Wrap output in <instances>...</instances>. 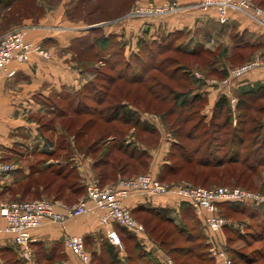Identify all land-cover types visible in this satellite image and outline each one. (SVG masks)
Returning <instances> with one entry per match:
<instances>
[{
    "label": "rangeland",
    "instance_id": "1",
    "mask_svg": "<svg viewBox=\"0 0 264 264\" xmlns=\"http://www.w3.org/2000/svg\"><path fill=\"white\" fill-rule=\"evenodd\" d=\"M228 0H190L188 2L183 0H3V2H0V36L4 35L10 30H13L15 28L24 26L25 23L32 22L37 26L36 23H55V24H65L70 25L73 27H76L79 31V34H86L90 33L89 36H85L87 40H93L94 38H104V31L106 29L112 28L116 25L123 24L126 21H133V20H143V19H154L157 20L156 22H166L168 19H174L176 17H181L185 15H195L196 19H201L203 17H206L210 11H214L218 13V20L220 22L219 18V9L217 7L218 5H222L224 3H227ZM207 2H212L216 4L207 5ZM251 4H253L255 7L260 8L264 11V7L257 4L256 0H251ZM167 6L175 7L176 10H171L166 15H157L152 13H161L164 8ZM146 10L148 12H151L149 14L143 15H136V11L139 10ZM144 14V13H143ZM153 15V16H147V15ZM234 14H242L240 11H236L233 9L228 10V15H234ZM167 19V20H165ZM168 22H166L167 25ZM221 25H227L222 24ZM28 27V26H27ZM109 27V28H107ZM94 29H98L95 32H92ZM169 29V28H168ZM171 30V29H169ZM180 32L179 34H177ZM166 34V35H165ZM159 33V35H156V37L152 36L148 38L150 42H155L156 45L159 47H167L171 46L173 48H178L182 51H198L202 48V46L206 49H212L217 51L218 59L216 66L224 67L228 66L229 69V75L230 71L235 68H240L246 64L253 63L257 60H264V48H259L258 50L248 49L245 57L241 60L237 55L239 52L236 50H233L234 46L237 43H243L245 41L249 40V36L245 33L242 34L237 31V29L234 27H229L227 30V34L229 36L228 40L221 38L218 42L220 44H217V42H204L202 39V36L200 32L193 33L188 30H178V31H172L165 33ZM111 36H115L118 41L123 43L126 48L131 44H134V48H131V53H134L137 51V42L141 38V35L138 39H128L125 36H120L118 34H113ZM233 37V39H232ZM142 39V38H141ZM81 38H76L71 44V49L74 53L73 55V64L76 67H92L94 69V60L93 55H95L94 51L92 50H85L79 43ZM137 41V42H136ZM259 43H264V37L259 38ZM261 41V42H260ZM252 44L251 41H248ZM207 43V44H206ZM128 52L130 49L127 50ZM236 51V52H235ZM240 51V50H239ZM76 54V55H75ZM130 55V54H129ZM164 57H181L182 64L188 65L192 67V75L191 79L193 80L194 85L204 86L206 82L211 83V81H217L215 78H206L205 75V68L204 65H206V61L208 59H211L212 55L210 56H202V57H191V56H181L180 53L176 52H169ZM83 59L86 60V62H89L85 64L83 62ZM92 63V64H91ZM232 63V64H231ZM101 66V64H99ZM215 66V67H216ZM98 67V66H96ZM172 69V68H171ZM113 71V70H112ZM111 72V71H110ZM116 72V71H115ZM113 71L112 73L115 74ZM252 72V71H251ZM250 73V72H249ZM86 75L90 76V73H85ZM156 75L157 79L161 81L162 83H169L172 86L176 87V90L178 93L182 90V87H177V82L170 81L168 77H166L161 72H151L150 75ZM197 74H202L203 78H199ZM248 74V73H247ZM245 74V75H247ZM245 75L243 77H245ZM240 77L239 79L243 78ZM237 79V80H239ZM219 81V80H218ZM236 81V80H235ZM205 82V83H204ZM202 83V84H201ZM212 84V83H211ZM221 85V84H220ZM219 84L215 85L217 87L220 86ZM222 86V85H221ZM113 91L117 92L121 95L115 96L116 99L124 98V96L127 95L128 92H131V95L129 98V103H131L129 106L131 110L137 115V117H140L145 119V123L149 122V124L154 123L155 124V134H148L145 132H140L139 129H136L133 126H127L124 125V127L120 126L121 123L117 122H110V124L107 126L108 128V135L111 134L113 138H116L119 140V137L130 138L132 141H138L143 142L142 144L144 147H148L149 152L158 151L160 152L161 162L159 171L157 174H153V171L151 169H148L144 171L143 169L138 173H132L133 178H137L141 175H152L153 177H160V172L163 171L164 174H166L163 184L168 185L170 187H175L178 184V182L182 183L183 181H190L192 178H190L192 175L191 173H186L184 175L179 176H170L167 174V170L163 167V164L168 161L173 163H176V155H178V152H176L175 147L172 145L174 143V137H173V131L168 130V127L166 126H173L174 120L176 119L177 115H171L167 114L168 111L171 109V105L173 103L171 102V99H167L168 101H164L165 103H158V101H154V95L153 94H146L144 93V90H147L146 86H143V89L140 85L135 84H128L124 81H118V83H114ZM122 88V91L117 89ZM223 88V86H222ZM228 88L224 86L223 90H227ZM182 95V94H181ZM231 96V95H230ZM113 97L108 100V105L114 104L116 102V99H112ZM134 98L137 99V102H134ZM112 99V100H111ZM119 101V99H118ZM207 104H205L202 107L199 105V109L201 113H205L207 111L212 110L213 107L210 108V104L208 103V100L206 99ZM70 102H67L66 100H62L56 103L59 106L66 109L64 115L59 114L58 112L54 114H44V115H38L34 119V122L36 125H38L36 130V140L34 142L37 143H49L55 147H60V151L48 158H41L37 157L32 162L39 163L36 168L40 173L34 177V180L30 181L29 183L22 184L18 189L11 190L8 194L5 195L7 197V200L10 201H0V202H17L12 200H22L19 202H34V201H40V200H47L55 205L58 206L60 209L67 210L68 209H76L78 208L80 202L85 198L86 196V188L84 190H75L76 187L73 185V181L76 182V173H78V168L76 167L74 170L75 172H72L71 167L73 164H69V166H64L63 164L67 163L65 159L66 155L70 156V160L74 157L76 158L78 155L82 156V163L83 161H89L91 166H93L94 160L97 157H100L104 152L105 148L101 147L99 151L88 153V145H94L98 141L99 132L102 127H105L101 121H99V124L87 129V134L84 136L83 141H80V147L82 146V150H77L71 152H64L62 149L64 145H73L75 143V134L78 130L82 128V125L85 123L86 120L90 119V115L80 114L76 115L73 114L68 108V104ZM123 103H126L125 100ZM128 104V103H126ZM133 104V105H132ZM258 105L264 106V102L260 103ZM106 108V105H103V109ZM234 108L232 103V109ZM198 109V110H199ZM256 109L258 107L256 106ZM256 110L253 109L250 112V115H256ZM180 111L176 110L173 113H179ZM200 113V112H199ZM199 115H202V114ZM33 119H30L29 121H32ZM143 121V120H142ZM169 121L171 123H169ZM167 124V125H166ZM120 126V127H119ZM238 127H242L241 125H237ZM121 129V130H120ZM160 129V130H158ZM175 129V128H174ZM31 132V131H30ZM105 134V133H103ZM121 135V136H119ZM88 136V137H87ZM28 137H24L23 139H27ZM22 143H27L30 141H21ZM186 144V143H185ZM114 155H118L119 157H125L123 154L119 153L118 151H114ZM176 153V154H175ZM76 155V156H75ZM152 156V153H151ZM31 161V160H30ZM117 162V160L115 159ZM8 162V161H6ZM64 162V163H63ZM63 163V164H62ZM76 163V162H75ZM112 163V161H111ZM152 163V159H151ZM89 165V164H88ZM48 167V168H47ZM43 169V171H42ZM45 169H48L45 171ZM88 172L83 178H80V181L84 184L85 187L93 181H95L98 185L99 181L96 178L94 167L92 168L93 172H90L89 168H86ZM61 172L62 174L58 175V173ZM125 173V172H124ZM42 174V175H41ZM136 176V177H134ZM127 175V172L125 175L122 173H118L117 181L116 183H113V181L106 183V185L101 186L102 188H108L113 187L118 183L119 178L127 179L131 178ZM132 178V179H133ZM225 182H229L227 184H218L219 188L227 187L229 189H235L240 188L246 190L249 189L251 192L255 193H263L264 191V166L259 167L254 172H247V174L241 175L238 171L236 173H233L231 171L227 172L225 176L223 177ZM203 178L201 177L200 180ZM238 182L235 184V182ZM198 186L201 187H207L212 185H206L202 184V181H198ZM179 183V184H180ZM204 185V186H203ZM206 185V186H205ZM216 186V185H215ZM74 187V188H73ZM247 190V191H249ZM20 194V198L16 197ZM264 194V193H263ZM26 196L25 198H22ZM166 196V195H161ZM175 198L181 200L178 196ZM1 198L0 200H2ZM227 210V211H226ZM224 210V214L227 216L229 214V210ZM232 216L236 219L238 225H240V237L242 239H237V237L230 232L229 230H220L219 232L213 234L208 232L207 230L200 227L197 221L195 219L191 218V220L187 223V233L192 235L194 239V247L200 246L207 247V253L209 257L212 259L211 262H204L203 264H212L213 260H217L216 251L212 250H218V249H224L232 251V255L234 258V264H264V232H254L253 228H250V224H253V227L257 225L258 222L256 219L257 217H254L252 219H245L239 214H235V212H230ZM256 213H259L256 211ZM88 214H83L81 216H86ZM135 219L138 223L142 224L146 227V229L156 238L160 237L162 238V232L168 231L171 229L167 224H164L162 220H159L158 217L151 216L147 213L139 212L134 214ZM219 215H221L219 213ZM78 218V217H76ZM72 218V219H76ZM224 218V217H223ZM71 219V218H70ZM68 219V220H70ZM239 219V221H238ZM68 220L65 222H60L59 224H65ZM98 222L100 224V221L98 219ZM228 222V221H227ZM155 225H158L159 228L157 229ZM101 226V225H100ZM102 227V226H101ZM250 228V229H249ZM260 229V228H259ZM235 231V230H234ZM253 233L251 236L246 237V233ZM210 233V235H209ZM246 234V235H245ZM177 232H174V236L177 237ZM238 235V234H237ZM245 235V236H244ZM69 236V235H68ZM180 240L174 245V246H190L191 244H187L186 242H183L185 239L182 235H180ZM84 237V236H83ZM171 237V238H172ZM198 237H201L200 240H198ZM231 237V239H229ZM236 237V238H235ZM170 240V239H169ZM248 241V242H247ZM124 245L126 248V251L128 255L132 257V264H139L138 260L136 259L138 257V253H136L134 246L132 242L124 241ZM173 245L166 246L167 250H170V252L173 251ZM66 247V246H65ZM67 248V247H66ZM33 251V259H34V251L36 254V260L37 264H66L68 261V254L65 252V249L63 245L52 243L49 248H45L44 246H40L39 248H32ZM68 249V248H67ZM199 250V249H198ZM70 253L73 255L71 250H69ZM88 251V249H87ZM20 253V252H19ZM90 255L92 253L88 251ZM166 253V252H165ZM106 255V254H105ZM172 258L175 259L177 264H200V260L198 257L191 256V260H184L182 258L177 259V256L175 253H172ZM74 256V255H73ZM101 259V260H100ZM35 260V259H34ZM24 261V260H23ZM98 261V262H97ZM166 263V261L164 262ZM217 263L218 260H217ZM92 264H112L109 260L108 256H103V258H98L97 260H92Z\"/></svg>",
    "mask_w": 264,
    "mask_h": 264
},
{
    "label": "trees",
    "instance_id": "2",
    "mask_svg": "<svg viewBox=\"0 0 264 264\" xmlns=\"http://www.w3.org/2000/svg\"><path fill=\"white\" fill-rule=\"evenodd\" d=\"M0 2L2 3L3 0H0ZM256 2L258 5L264 7V0H256ZM97 30L98 29H94L92 32ZM179 33L180 32L177 34ZM141 38L137 42V51L130 53V55H127L126 53V46L118 41L115 36H109L108 38H94L93 40H87L86 37L81 38L79 43L84 46L83 48L85 50H92L95 52V55H93V59H95L94 69L92 67H85V65L80 67L84 73H90V76H88L89 86L80 93V96L85 100V103L73 104L77 102L76 96L75 100H70L71 102L68 104V108H70L73 114L90 115L91 118L86 120L82 125V128L76 132L75 143H73V145L70 144L63 146L62 149L64 152H74L76 148L79 151L82 150V146L80 147V141L82 142L84 136H86L87 129L89 127L92 128L98 125L99 121H101L105 127L100 129L98 135L99 139L96 144L88 145L87 149L88 153H93L99 151L101 147L106 145L107 150H105V152L100 157H97L94 160L95 163H93L92 166V168L94 167V170L96 171V178L99 181L100 186H104L106 183L111 181L116 183L118 173L125 175L127 172V175L131 177L133 172L138 173L142 169L144 171L150 169L152 156L148 147L142 149L132 148L131 146H126L123 136L119 137L118 140L117 137L113 138L111 134L108 135L107 126L110 124V122L114 121L121 123L120 126L122 127H124V125H129L139 129L140 132H145L148 134L156 133L154 128L149 126L147 123L142 122L129 107L131 106V103H129L127 98L130 97L131 92H128L127 95L122 98V100H120L121 97L116 99L115 96H119L121 94H119L118 91H113V88L115 89L113 84H117L118 81H124L128 84L140 85L142 89L143 86H146L147 90H144L145 95L153 94V100H159L158 103L160 104L165 103L164 101H168L167 99L169 98L171 99V102H168L173 103L167 114L177 115L173 124L175 129L171 126L166 127H168L169 131H173L172 135L174 137V143H172V145L175 147L178 155H176V163L172 164L171 162L166 161L163 164V167L167 170V174L170 176H179L186 173H191L192 175L190 177L192 180L183 181L182 183H180V181L178 184L174 185L178 186L189 184L192 186H198V181H202V184L212 185L204 188L211 189L219 187L218 184L229 183L228 181L225 182L223 178L229 171L236 173V171L239 169L240 174L244 175L247 174V172L252 173L256 171V169L261 166L263 167L264 106L258 104L259 102H264V85H258L246 90L238 89L236 93L234 92V97L228 94L221 95L212 111V118L210 121H207L206 116H204L199 109V106L203 108V106L207 104V98L201 93L197 92L199 87L194 85L193 80L191 79L192 67L182 64L181 57L176 58L164 56L169 52L176 51L180 53L181 56L185 55L195 58L212 55V57H210L211 59H208L206 61V65H204L207 69L205 70L207 71L205 72L206 78L213 77L219 81H222L229 76V69L228 66H224L223 68L216 66L217 62L219 61V57L217 55L218 49H206L202 46V48L198 51H182L171 46H167L165 48L160 46L158 47L155 42H150L146 35L142 36ZM259 48L264 47L256 46L248 41H245L243 43H237L233 50L239 52L237 56L242 60L245 57L248 49L258 50ZM83 62H85V64L89 63L84 59ZM99 64H101V66H99ZM112 70L114 72L116 71L115 74L112 73ZM151 72L163 73L166 77H168V79H170V81L177 82V87H179L180 84L182 90L180 93H178L176 87L169 83H162L159 81L160 79H157L155 74L150 75ZM117 90L122 91V88ZM111 97H113L112 99H116V102L112 105L110 103V105L107 106V101L110 100ZM232 98H235L236 100L235 104H233V109ZM88 99H90V102H88ZM124 100L128 104L123 103ZM135 101L137 102V99L134 98V102ZM103 105H106V108L103 109ZM256 106L258 109H256ZM253 109L256 110V115H250V112ZM176 110L180 112L173 113ZM65 111V108L59 106L58 104H53L50 105V110L47 112V114H54L58 112L59 114L64 115ZM199 112L202 115H199ZM169 123L171 122L169 121ZM237 125H241L242 127L237 128ZM140 143L144 144L141 141ZM60 149V147H56V150L50 152V157L56 155ZM114 151H118L125 157L123 158L119 157L118 155H114ZM70 158L71 157L68 155H66L65 158L63 157L62 159H65L67 163L63 164V162L62 164L64 166L73 164L71 170L72 172H75L74 169L76 167L74 165V161L73 159L70 160ZM12 172L8 173V175ZM60 174L62 173L59 172L58 175ZM76 174L77 180L76 182L73 181V185L76 187L75 190H84L86 187L80 181V178L82 177L79 175V173ZM159 176L160 177H157V179L163 183V179H165L166 174H164L162 171L160 172ZM201 177L203 178L202 180H200ZM132 178L133 177L127 179ZM29 182L30 181H26V183ZM234 182L235 184L238 183L236 181ZM12 201L19 202L22 200ZM226 209L229 210V214L227 216L224 214V210ZM256 211L259 213H256ZM139 212L158 217L159 220H162L164 224H167L171 228L168 231H163L161 235L162 238L160 239V237L156 238L151 233H149V231L144 226L145 234L148 235L154 241V243H156L158 249L163 254H165L166 257L173 262V264L177 263L175 259L172 258V253L176 254L177 259L180 256L179 258H182L183 261L191 260V256L198 257L200 264L212 261L207 253V247L204 249L203 247L200 249V246H198V248L194 247V241L196 239L187 233V223L184 225H177L176 222L170 217L167 209L146 212L133 210L132 215L135 217L134 214ZM218 212L228 221V224L225 225L222 230H229L237 237V239H242L240 237V225L237 224V221L232 220V218H236H234L230 212H235V214H239L245 219L249 220L257 217L256 220L258 222H255L257 225L253 227V224L251 223L250 226L252 227L250 228L254 229L253 233L264 232V205L223 202L218 204ZM193 219H195L200 227L204 229V224L202 221L197 219L194 215ZM155 226L157 229L159 228L158 225ZM175 231L178 235L177 237H172L174 236ZM117 232L121 237V242L126 240L123 239L122 234L128 236L127 241L132 242L136 253H138V257L136 259L138 260L139 264H165L162 262V260L149 253L146 247L142 244V241H140L137 236L130 234L129 231L124 228L117 230ZM253 233L247 232V235H245L247 237L251 236V234H255ZM180 235L185 238L183 242L191 245L174 246L180 240ZM200 239L201 237H198V240ZM229 239H231V237ZM85 244L87 248L86 238ZM168 245L174 246L172 252L166 249V246ZM113 246L107 247L105 251L112 264H119L117 261L119 256V248L118 246ZM16 250L19 258V264H26V262L21 258L18 247H16ZM225 251L232 259L234 264L232 251L229 252L228 249ZM91 258L94 261L93 255H91ZM34 259L35 264H37L35 251ZM127 259L129 264H132V257L130 254ZM212 264H218L217 260H213Z\"/></svg>",
    "mask_w": 264,
    "mask_h": 264
},
{
    "label": "crops",
    "instance_id": "3",
    "mask_svg": "<svg viewBox=\"0 0 264 264\" xmlns=\"http://www.w3.org/2000/svg\"><path fill=\"white\" fill-rule=\"evenodd\" d=\"M183 1L188 2L190 0ZM196 18L195 15H185L174 19H165L168 22L167 25L166 22L158 23L154 19L126 21L112 28L107 27L109 29L104 31V36L108 38L113 34H118L135 40L140 35L141 37L146 35L150 38L152 36L156 37L162 32L165 34L174 30H188L193 33L200 32L202 39H204L203 41L209 43L221 42V38L228 40L227 30L229 27H235L238 32L248 35V41H251L252 44L264 47V43H259L258 41L259 38L264 37V30L244 14L230 15L227 25L220 24L218 13L214 11H210L206 17L201 19ZM36 24H38V28L29 32L28 40L34 44H41L52 55V58L45 60L33 55L28 63H14L11 65V68L17 70L15 78L11 80L0 78V163L10 164L15 167L11 174L0 177V199L3 198L0 201H10L5 197L6 194L11 190L18 189L26 181L34 180V177L40 173L36 168L39 163H34L32 160L37 157L48 158L50 157V152L56 150V147L49 143L34 142L38 127L34 122V118L40 114H47L50 110V105H56L57 102L62 100L71 102L70 100H75L77 96V102L73 104L85 103L80 93L89 86L88 75L73 64L74 53L71 49V44L76 38H84L89 36L90 33H87V35L79 34L76 27L65 24L45 22ZM25 25L35 24L28 22ZM218 42L217 44H220ZM135 46L131 44V46L129 45L126 48L127 55L131 53V48ZM128 49H130L129 52L127 51ZM215 85L217 84L206 82L204 86H199L197 91L207 98L210 108L213 107L211 112L209 110L202 113L206 116L207 121L212 118V111L221 95L230 94L234 97V92L236 93L238 89L246 90L258 85H264V67L258 68L245 75V77L234 81L227 87V90H223L224 87L222 88L221 85L219 87ZM88 102H90V99H88ZM138 118L141 120L140 117ZM30 119L33 120L29 121ZM142 120V122H145V119L142 118ZM147 124L155 129L154 123L149 124L148 122ZM24 137L28 138L23 139ZM21 141L30 142L22 143ZM124 143L132 148H145L140 142L132 141L130 138H125ZM103 148L106 149V145ZM151 153L152 163L150 169L155 175L158 173L162 162L159 150ZM81 159L82 156L78 155L73 158V161L75 167L78 168L79 175L83 178L88 172L87 167L90 172H93L92 163L90 164L93 160L91 161L90 158L89 161L84 160L82 163ZM20 196L18 194L16 197L20 198ZM124 203L131 211L146 212L167 209L170 217L177 225L188 223L193 218V215L201 221L188 202L182 199L179 200L171 195L148 196L143 193H136L126 198ZM100 213L98 210H93L88 215L70 219L63 225L45 221L41 227L32 232L31 247L35 249L44 246L48 249L52 243L61 244L68 254L66 264H83L65 247V238L68 235H82L87 239V249L92 253L94 260L108 256L105 250L113 245L109 243L107 233L111 229L121 230V228L114 224L101 227L98 222ZM4 224V220L0 217V264H19L13 238L3 232ZM203 226L205 230L210 232L205 225ZM129 233L134 235L131 232ZM122 237L127 241V235L122 234ZM137 237L154 257L159 258L162 262L170 260L158 249L156 243L148 235L144 233L142 236ZM118 248L119 256L117 261L119 264H129L127 259L129 255L123 241ZM31 264H35L34 259Z\"/></svg>",
    "mask_w": 264,
    "mask_h": 264
},
{
    "label": "built area",
    "instance_id": "4",
    "mask_svg": "<svg viewBox=\"0 0 264 264\" xmlns=\"http://www.w3.org/2000/svg\"><path fill=\"white\" fill-rule=\"evenodd\" d=\"M212 4L216 3L207 2V5ZM217 7L222 24L228 23V10L233 9L240 11L264 30V11L251 4V0H228L227 3L222 5L217 4ZM138 10L136 15L146 16L145 14L151 13L143 9ZM171 10H176V8L167 6L161 13L152 14L166 15ZM37 28L38 26L34 25H24L0 36V78L6 80L15 78L17 70L11 68V65L14 63H28L33 55L45 60L52 58V55L41 44H34L28 40L29 32ZM261 67H264V60H257L231 70L226 79L211 81V83L229 87L235 80ZM197 76L203 78L202 74H197ZM235 102V98H232V103L235 104ZM14 169L13 165L0 163V177L8 175ZM136 193H143L148 196H178L189 203L196 215L213 234L219 232L228 224L227 220L219 215V203L233 202L264 205L263 193H255L241 188L215 187L209 189L189 184L170 187L152 175H141L133 179L119 178L115 186L108 188H102L95 181L89 183L86 187V196L76 209H60L47 200L0 202V217L5 222L3 232L13 238L15 246L18 247L21 258L26 264H31L33 261L32 232L41 227L45 221L65 222L70 218H76L83 214H89L93 210H98L101 212L99 221L102 227L114 224L134 235L142 236L145 233L144 226L136 221L131 209L124 203L126 198ZM107 239L112 245L119 246L122 244L117 230L111 229L108 231ZM65 245L83 264H92L91 255L86 248L85 237L82 235H69L65 238ZM212 251H216L218 264H233L232 259L224 249H214ZM166 264H173V262L168 260Z\"/></svg>",
    "mask_w": 264,
    "mask_h": 264
}]
</instances>
